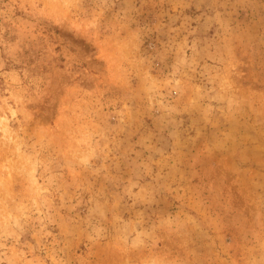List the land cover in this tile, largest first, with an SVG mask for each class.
<instances>
[{"label":"rangeland","instance_id":"1","mask_svg":"<svg viewBox=\"0 0 264 264\" xmlns=\"http://www.w3.org/2000/svg\"><path fill=\"white\" fill-rule=\"evenodd\" d=\"M0 264H264V0H0Z\"/></svg>","mask_w":264,"mask_h":264}]
</instances>
